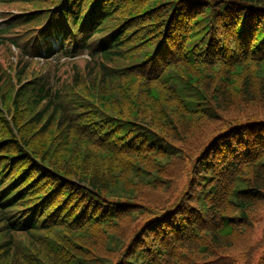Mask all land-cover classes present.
Returning <instances> with one entry per match:
<instances>
[{"label": "trees", "instance_id": "obj_1", "mask_svg": "<svg viewBox=\"0 0 264 264\" xmlns=\"http://www.w3.org/2000/svg\"><path fill=\"white\" fill-rule=\"evenodd\" d=\"M0 23V264H264V0H0Z\"/></svg>", "mask_w": 264, "mask_h": 264}, {"label": "rangeland", "instance_id": "obj_2", "mask_svg": "<svg viewBox=\"0 0 264 264\" xmlns=\"http://www.w3.org/2000/svg\"><path fill=\"white\" fill-rule=\"evenodd\" d=\"M11 53H12L11 48L9 49V52H6L4 47H0V65L2 66V68L4 70H6V69H8V67L12 66L9 63L17 64L18 58L16 56H18V55H17L16 51H14L13 56ZM185 152H188V151L185 150ZM183 166H185V164ZM183 176L184 175H182V177H180L181 179L179 180V182H181V183L184 182ZM252 223H253V232L251 234L252 244H253V246H257L260 243L261 239L264 238V205L261 208L259 214L256 215L255 218L252 220ZM262 249H263V247L262 248L260 247L257 250V252L253 255V257H252L253 262H255L257 260ZM235 259L237 261V264H244V262L241 261V258L235 257Z\"/></svg>", "mask_w": 264, "mask_h": 264}]
</instances>
